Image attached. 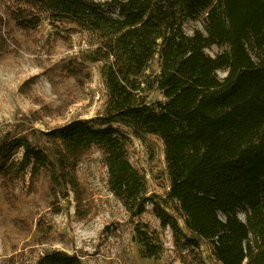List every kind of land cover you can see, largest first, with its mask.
<instances>
[{
    "label": "trees",
    "instance_id": "1",
    "mask_svg": "<svg viewBox=\"0 0 264 264\" xmlns=\"http://www.w3.org/2000/svg\"><path fill=\"white\" fill-rule=\"evenodd\" d=\"M55 18L94 33L111 61L101 68L105 116L72 120L46 132L54 162L25 137L0 141V175L13 181L30 169L64 181L92 145L102 151L109 190L132 215L151 201L145 177L127 158L129 138L151 135L163 146L169 190L153 214L188 245L208 241L221 264H264V0H26ZM108 11H115L111 15ZM20 29L40 19L18 10ZM193 26L187 32L189 23ZM220 49L214 56L207 50ZM157 70L145 75L149 65ZM155 89L162 99L146 101ZM20 153V157L16 155ZM244 214L242 221L238 214ZM180 221V222H179ZM181 223V224H180ZM143 255L160 246L136 225ZM36 264H81L54 251Z\"/></svg>",
    "mask_w": 264,
    "mask_h": 264
},
{
    "label": "rangeland",
    "instance_id": "2",
    "mask_svg": "<svg viewBox=\"0 0 264 264\" xmlns=\"http://www.w3.org/2000/svg\"><path fill=\"white\" fill-rule=\"evenodd\" d=\"M18 10L38 16V26L18 28L12 14ZM193 26L199 23L188 24L189 34ZM99 46L94 33L40 12L26 0H0V141L25 137L54 162L58 143L46 132L72 120L105 116L101 68L111 58ZM219 51L213 46L207 53ZM156 70L153 61L145 75ZM159 99L155 89L147 93V102ZM113 126L129 138L127 158L145 177V197L151 201L144 211L132 216L109 190L97 145L76 158L66 182L58 175L53 183L45 170L32 175L29 168L13 181L0 175V264H36L54 251L75 256L81 264H221L208 241L187 233L197 242L188 245L153 214V203L163 206L169 190L161 142ZM163 207L176 217L170 202ZM238 216L244 221V214ZM136 225L160 246L158 259L144 257Z\"/></svg>",
    "mask_w": 264,
    "mask_h": 264
}]
</instances>
